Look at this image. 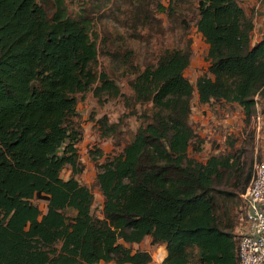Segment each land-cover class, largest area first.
<instances>
[{
  "label": "trees",
  "instance_id": "obj_1",
  "mask_svg": "<svg viewBox=\"0 0 264 264\" xmlns=\"http://www.w3.org/2000/svg\"><path fill=\"white\" fill-rule=\"evenodd\" d=\"M45 1L0 0V264H146L150 253L128 245L146 235L163 255L166 248L161 264H236L238 221H223L214 182L239 170L240 155L232 145L204 161L188 155L192 140L201 142L189 121V45L164 49L130 81L133 102H150L151 113H142L118 152L96 163L100 217L91 212L93 192L76 177V93L126 95L94 70L88 15H68L64 0H52L48 14ZM197 10L196 29L208 44L197 99L237 103L248 120L255 96L264 98V37L250 42L252 18L237 0H197ZM97 122L116 126L106 117ZM33 199L44 200L45 210Z\"/></svg>",
  "mask_w": 264,
  "mask_h": 264
},
{
  "label": "rangeland",
  "instance_id": "obj_2",
  "mask_svg": "<svg viewBox=\"0 0 264 264\" xmlns=\"http://www.w3.org/2000/svg\"><path fill=\"white\" fill-rule=\"evenodd\" d=\"M237 2L244 13L252 18L254 4H243L244 0ZM64 4L70 16L88 15L91 21L90 37L97 47L94 70L106 72L114 79L120 92L126 95L125 98L120 95L108 96L106 93L95 96L92 89L76 93V111L82 131L80 145L85 149L78 154L84 155V162L81 163L82 167H86L77 177L93 192L91 212L102 216L103 199L94 179L96 163L103 162L107 157L105 154L112 156L118 152L142 122V113H151L150 102H133L130 81L145 65H154L164 49L189 45L191 57L184 70L185 76L193 85L189 121L201 142L197 144L196 140H192L188 155L204 161L215 150L228 151L230 145L240 155L239 170L235 171L236 167L227 169L221 179L214 182L215 187L223 194L220 207V211L226 213L223 221H238L241 192L246 186L244 178L253 170L254 161L264 157V98L255 96L256 101L248 120L242 107L234 102L211 101L198 107L200 102L197 99L195 81L206 71L208 59L206 43L203 36L200 37L197 33L195 25L198 17L197 0H64ZM43 6L48 14L52 13V0L43 2ZM263 37L264 34L256 39ZM195 114L201 119H195ZM103 117L116 126L111 130L108 127L104 129L97 122L98 118ZM225 117L231 119L230 129L217 123ZM202 129H205L204 132ZM99 149L101 153L98 152ZM68 170V167L62 170L64 178L69 174ZM33 201L42 211L45 210L44 200ZM158 244L160 243L153 242L146 235L141 241L128 245L132 250L141 249L150 253L151 260L146 264H161L167 251L164 248L163 255L162 246ZM195 260L192 259L190 264H200ZM97 264L116 263L111 260Z\"/></svg>",
  "mask_w": 264,
  "mask_h": 264
},
{
  "label": "built area",
  "instance_id": "obj_3",
  "mask_svg": "<svg viewBox=\"0 0 264 264\" xmlns=\"http://www.w3.org/2000/svg\"><path fill=\"white\" fill-rule=\"evenodd\" d=\"M238 222L236 264H264V157L253 163L251 179L241 194Z\"/></svg>",
  "mask_w": 264,
  "mask_h": 264
},
{
  "label": "crops",
  "instance_id": "obj_4",
  "mask_svg": "<svg viewBox=\"0 0 264 264\" xmlns=\"http://www.w3.org/2000/svg\"><path fill=\"white\" fill-rule=\"evenodd\" d=\"M249 4L252 6V4H254V15L252 17V21H253V30L251 33V42L252 44H254L255 42L258 41V39H256L258 36L264 34V0H244L243 4ZM197 33L200 35V37H202V34L197 31ZM206 43V42H205ZM208 44L206 43V49H207ZM208 103H200V106L202 105H206ZM192 115V114H191ZM198 114H195V119H201L200 116H197ZM192 118V116H191ZM202 121V120H200ZM217 123H219L220 125H222V127H228L229 129L231 128L232 124H231V119L229 118H224L223 120L217 121ZM195 129V128H194ZM205 129H202V132H204ZM77 149L78 152L80 151H84V147L83 145H80V141L77 143ZM100 151V149H99ZM219 151L215 150L213 153H218ZM101 153V151H100ZM105 157L108 156L107 154L104 155ZM84 155L79 156L80 162H84ZM82 164V163H81ZM86 167H82L81 172H83V170ZM69 174H70V169L68 170ZM80 172V173H81ZM96 173V172H95ZM69 174L67 175V177L69 176ZM62 176V175H61ZM63 177V176H62ZM66 177V178H67ZM77 177V176H76ZM64 178V177H63ZM78 178V177H77ZM79 179V178H78ZM95 179V176H94ZM80 180V179H79ZM81 181V180H80ZM82 182V181H81ZM84 183V182H83ZM102 196V195H101ZM103 199V197H102ZM241 230V226L240 223L237 222V224H235L234 229H233V233L237 234L238 232H240ZM99 263V262H98ZM97 264V263H96Z\"/></svg>",
  "mask_w": 264,
  "mask_h": 264
}]
</instances>
